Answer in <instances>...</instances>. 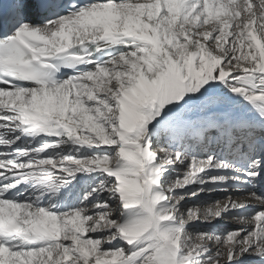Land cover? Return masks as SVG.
Segmentation results:
<instances>
[{
    "label": "snow or ice",
    "instance_id": "1",
    "mask_svg": "<svg viewBox=\"0 0 264 264\" xmlns=\"http://www.w3.org/2000/svg\"><path fill=\"white\" fill-rule=\"evenodd\" d=\"M0 264H264V0H0Z\"/></svg>",
    "mask_w": 264,
    "mask_h": 264
}]
</instances>
